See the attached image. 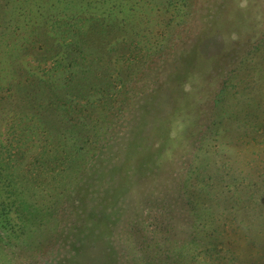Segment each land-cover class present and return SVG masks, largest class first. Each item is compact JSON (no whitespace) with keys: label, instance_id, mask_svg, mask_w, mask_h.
<instances>
[{"label":"rangeland","instance_id":"374dc122","mask_svg":"<svg viewBox=\"0 0 264 264\" xmlns=\"http://www.w3.org/2000/svg\"><path fill=\"white\" fill-rule=\"evenodd\" d=\"M116 2L0 0V264H264V0Z\"/></svg>","mask_w":264,"mask_h":264},{"label":"trees","instance_id":"16d2710c","mask_svg":"<svg viewBox=\"0 0 264 264\" xmlns=\"http://www.w3.org/2000/svg\"><path fill=\"white\" fill-rule=\"evenodd\" d=\"M9 1V0H7ZM47 2H41V4L39 3L38 0H22V6L21 9L26 11V15L29 16V19H32L31 16L34 17V20H42L43 15L44 17H48V18H52L54 16H64L66 21L70 23L71 25H79L77 32H81L83 35L81 34H77L78 37L80 38V40H89L90 38V33L88 34L87 31L85 30V28H88L90 31L94 28L95 24H88V23H81L80 20L81 19H92L93 21H98V17H97V13L96 11L100 12L101 8H105L108 0H55L54 2H51L49 0H45ZM117 0H115L114 5L117 4L116 2ZM47 6V8H46ZM44 7V8H43ZM46 8V9H45ZM42 9L43 12H39L38 10ZM78 9V10H77ZM37 10V12H36ZM81 11V12H79ZM93 11V13H92ZM43 14V15H42ZM58 14V15H57ZM103 19L105 20V16L107 17V19H115V12L113 13H106V15H102ZM57 19V18H55ZM90 27V28H89ZM44 30V29H43ZM103 34H99L98 39L101 37L103 44H106L107 47L109 46L107 43V40L105 38V35ZM109 49V47H108ZM65 51V49H64ZM70 52L73 53V50L70 49ZM70 54V53H69ZM74 54V53H73ZM2 151H1V155H2ZM3 156V155H2ZM4 157V156H3ZM0 161L2 162V164L0 165V184L3 182H7L9 176H10V172H9V168H10V163L7 160L4 159H0ZM14 179L10 180V182H13ZM8 183V182H7ZM8 185V184H7ZM1 186V185H0ZM24 195L23 193H21V196ZM20 197V196H19ZM0 203H3L2 201H0ZM1 211V208H0ZM6 214V213H3ZM0 214V217L3 215ZM3 221H7L5 218L3 219ZM1 238V237H0Z\"/></svg>","mask_w":264,"mask_h":264}]
</instances>
